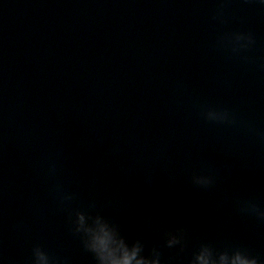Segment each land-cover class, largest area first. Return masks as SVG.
<instances>
[{
  "label": "clouds",
  "instance_id": "9594fccd",
  "mask_svg": "<svg viewBox=\"0 0 264 264\" xmlns=\"http://www.w3.org/2000/svg\"><path fill=\"white\" fill-rule=\"evenodd\" d=\"M222 15H223V10L222 9L218 10L217 16L222 17ZM234 38L237 41L244 39V40H246L247 43L242 44V45L235 43V46L233 47V51H237L238 48H246L249 44L254 42L251 35H245L242 33L235 34ZM204 114H205L206 118L208 120H211V121H216V122H220V123H231L232 122V120L230 118V114L227 110H220V111L208 110ZM211 182H212L211 179H204V180L197 181L196 184L201 185V186H208L209 184H211ZM62 199L63 200H70V199H72V197L69 195H63ZM243 210L258 214L262 219H264V211H261L260 209H258L257 206L253 203L249 202ZM85 248L88 250L87 247H85ZM37 249H40V248L39 247L34 248L33 254ZM134 255H135V253H133V256ZM130 259H131L130 257L125 256V258L122 261H118V262H116V264H130ZM35 264H36V261H35Z\"/></svg>",
  "mask_w": 264,
  "mask_h": 264
}]
</instances>
